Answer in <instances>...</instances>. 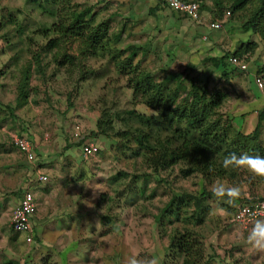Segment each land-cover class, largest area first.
<instances>
[{"label": "rangeland", "instance_id": "obj_1", "mask_svg": "<svg viewBox=\"0 0 264 264\" xmlns=\"http://www.w3.org/2000/svg\"><path fill=\"white\" fill-rule=\"evenodd\" d=\"M197 1L201 25L184 19L180 14H173L159 0H52L53 4L44 5V10L37 6L38 2L30 0H0V64L6 60L7 56L2 51L7 47L18 50V55L28 59L30 55L26 52L30 50L40 53L45 74L41 79L38 72L32 73L29 84L35 90L30 91L27 99L18 106L15 103L14 83L11 81L13 76L9 73L6 78H0V103L3 105L0 106V264L9 259L16 264H82L77 260L78 253L82 251L67 252L63 249L70 237L76 241V236H81L74 233L75 227H72L73 232L64 234L61 240L60 233L52 234L50 231L46 235L43 232L33 236L31 243H26L22 235L14 234L8 228L10 208L17 202V194H21L26 186L31 187L33 181L30 170L21 164L22 158L12 142H9L10 135L24 133L33 145L43 142L44 149L48 150L44 151L48 154L42 157L34 149L37 161L52 168L48 173V181L42 185L43 193L52 190L54 200L65 195V192H70L69 195L83 194L87 202L84 207L85 220L90 218V222L92 221L90 211H96L102 220L111 218L114 233L96 240L101 248L106 247V250L102 248L101 251H96L101 253L100 257L112 252L117 254L120 264H127L133 257L140 264L157 261L158 253L155 248H142L146 241L150 244L151 239L147 231L148 225L144 223L157 214V207H161L167 200L169 189L163 182L165 178L161 180L160 175L146 169L133 141L116 146L115 141L105 135H91L96 131L97 118L104 121L107 116L109 121L104 124L106 131L110 128L113 131L126 130L124 122L136 125L128 115L122 116V112L132 107L133 101L130 91L124 87L126 78L115 72L107 55L97 54L88 59L81 57L80 66L91 72L87 80L78 82L81 74L77 56L78 48L82 46L79 36L66 35L55 49L41 52L39 47L44 40L39 29H46L50 24L60 21L65 22V14L70 16L71 11L77 12L84 7L92 8V25L100 21L107 22L109 35L118 31L124 23V32L119 41L110 42L108 51L111 50L110 47H138L133 63L137 62L140 69L150 72L155 81H160L166 71H182L185 75L184 93L194 78H197L200 93L203 81L209 74L206 92L210 94L212 89H218L217 91L224 93L218 105L211 108L212 117H219L220 120L226 118L234 128L230 102L233 95L237 97L246 86L252 85V79L246 76L247 72L255 68L264 74V38L259 32L244 28L247 11L235 16L229 13L227 0ZM216 2L219 3L218 9ZM214 18L223 20L222 28L202 39V27L209 20H215ZM68 22H65L66 25ZM47 32L51 34L50 31ZM242 43L249 46L247 52L239 55L246 64L247 71L230 72L227 85L215 70V60L225 52L242 46ZM9 52L13 51L9 49ZM62 54L71 55L73 64L55 71L58 67L56 61ZM186 62L194 67L190 72L184 67ZM262 82L264 83L263 79ZM184 93L181 92V95ZM103 101L105 105L102 104ZM134 108L145 111L146 114L150 112L138 102H135ZM73 123L80 127L79 137L89 139L87 142H93L98 147L99 150L93 157L82 158L79 144L75 145L77 141H67V134ZM67 143L69 146L66 147ZM19 164L21 166L16 167ZM176 168L177 166L173 167V170ZM176 184L182 190L197 193L201 190L202 182L197 175H192L190 179ZM211 185L212 183L207 184L205 188L209 189ZM35 194L37 198L39 192L35 191ZM90 195L99 196L94 203L95 208ZM65 200L61 205L68 204L70 210L74 209L76 202L73 197L69 200L65 195ZM55 202L59 204V201H54L49 207L58 206ZM207 202L209 207L219 204L214 197ZM226 210L229 212L215 208L212 213L199 218L201 220L195 223H187L182 218L172 222L171 217H163L161 219L165 224L162 230L169 235L173 228H192L204 246L208 243L212 246L208 264H264V253L247 249L243 243L247 230L242 231L233 222L229 223L227 217L232 209ZM218 213L228 216L220 218L222 221L216 220L214 215ZM125 221L128 222L126 227ZM85 239L86 248L82 254L90 259L98 257V254L92 255L93 251L89 249L92 236L88 234ZM40 240L55 248H40ZM206 252L208 256V247Z\"/></svg>", "mask_w": 264, "mask_h": 264}, {"label": "trees", "instance_id": "obj_2", "mask_svg": "<svg viewBox=\"0 0 264 264\" xmlns=\"http://www.w3.org/2000/svg\"><path fill=\"white\" fill-rule=\"evenodd\" d=\"M30 1L38 2L37 6L41 9L44 5L53 4L52 0ZM159 3L163 5L160 0ZM227 3V8H229L231 15L239 16L247 11L245 14L246 20L243 24L244 28H248L255 33L259 32L264 38V0H227ZM218 5L219 3L216 2L217 9ZM91 10V7H84L77 12L71 11L70 16L65 14L63 17L65 22H68L69 19L67 25L65 22L60 21L59 23L50 24V27L46 29H39L41 31L40 36L44 40L39 47V51L48 52L55 49L66 35H78L82 44L78 48L77 61L79 66L82 65L80 63L81 57L88 59L97 54L107 55L115 72L126 78L124 87L130 91L133 101L131 103L132 107L122 112V116L128 115V118L136 125L131 126L124 122L126 130L113 131L110 128L106 131L104 124L109 121L106 116L104 121H102V118H97L96 131L92 132L91 135H105L106 138L113 139L116 146L133 141L137 147V152H139L145 163L146 169L160 175L161 180L165 178L163 182L167 184V189H169L168 197L161 207H157L158 213L153 216L161 230L165 224L161 219L163 217H171L170 220L173 219L172 222L182 218L187 223H195L201 220L199 218H203L215 208H221L226 213L228 211L226 210L227 208L232 209L230 215H227L228 217L224 213L222 216L214 215V218L220 220V218L226 216L228 222H233V214L239 204L251 203L256 200L245 199L240 201L238 199L234 204L229 205H224L219 201V204L209 207L207 201L213 196L210 188H205V185L213 184L215 181H222L223 179L226 182L233 183V185H237L240 181H245L247 184L257 181V179H252L245 172L224 169L222 160L231 153L264 156V147L257 141L260 121L264 118V107L258 114L257 125L251 133L242 134L238 132L226 118L220 120L219 117H212L211 108L218 105L219 101L224 97V93L217 91L218 89H212L210 94L206 92L207 80L210 79L209 74L203 81V90L200 93H198L197 78L190 81V87L184 93L186 88L183 83L185 75L182 71H166L160 81H155L150 72L140 69L136 64L137 62L133 63L139 51L138 47L132 45L122 49L110 47L111 50L108 51L107 47L110 46V42L119 41L122 32H124L125 24L123 23L118 31L109 35L106 21H100L95 25L91 24L93 20ZM170 11L173 14H180L179 12ZM180 15L184 19L193 22L186 15L182 13ZM219 16L217 15V17ZM46 31H50L51 34L46 33ZM247 43L245 45L242 43V46L233 51L225 52L215 60V70L219 72V77L227 85H229L230 72L237 70L238 72L247 71V69L240 70L238 66L230 64L228 60L230 57H235L243 62L239 55L247 52L246 50L249 47ZM9 49L13 52L10 53ZM27 51L25 52L30 55V59L21 57L18 55V50L10 47L2 51L7 57L0 64V78H6L9 73L13 76L11 81L14 83L13 89L16 93L15 103L17 106L23 104L29 93H31L30 91L35 90L29 84L32 73L38 72L42 76L41 79L45 76L43 73L44 68L41 66L43 62L40 53ZM55 55L57 56V53ZM72 59L71 55H60V59L56 61L58 67L55 71L72 65ZM184 67L189 72L194 68L189 62H186ZM79 69L81 76L78 82L87 80L91 71L83 69L82 66ZM255 76L262 81L261 70H257ZM181 92L184 94L181 95ZM135 102L140 103L143 108L149 109L150 112L146 114L145 111L135 109ZM102 104L105 105L106 103L103 101ZM0 106L3 105L0 103ZM71 135L70 129L67 134V141H77L75 145L79 144L80 146L82 142L89 140L82 139V136L74 139ZM18 136L25 137L30 141L25 133L18 134ZM9 142H11V138H9ZM67 145L69 146L68 143L66 147ZM98 150L97 147V152ZM175 166L177 168L176 170L174 169V172L173 167ZM192 175H197L202 182L201 190L197 193L195 191L182 190L176 184L179 181L190 179ZM23 191H25L24 188L21 194ZM21 194L20 192L17 194L18 199ZM172 222L168 221V223ZM8 228L12 233L18 235L9 226ZM33 236L32 228V241ZM167 239L168 244L162 264H208L207 260L212 246L210 243L204 246V243L197 237V233L192 228H173L170 234L167 235ZM1 264H16V262L9 259Z\"/></svg>", "mask_w": 264, "mask_h": 264}, {"label": "crops", "instance_id": "obj_3", "mask_svg": "<svg viewBox=\"0 0 264 264\" xmlns=\"http://www.w3.org/2000/svg\"><path fill=\"white\" fill-rule=\"evenodd\" d=\"M210 21H214V20H209L208 22ZM220 29H210L205 24L204 27H202V30L200 31V34H203L201 38L205 39L206 35L210 33L212 34V32L214 33ZM256 71L257 70H255L254 68L251 72L246 73V76L252 79L251 84L253 86L252 85L246 86V88H244V91L242 93H238L237 97L233 95V99L230 102V106L232 110L231 115L233 119L232 120L233 126L238 132L242 134H248L253 131V129L256 127L258 122V114L262 111V108L264 107V83L262 82L263 86L260 89L257 88L253 82V76L255 75ZM262 76L264 77L263 73ZM262 79L264 81V78ZM257 141L261 146L264 147V118L260 121ZM43 145H44L43 142H41L40 144L38 143V145H36L35 143V145H33V150L34 149L35 151L37 150L39 153L42 154V157H45V155H47L48 153H44V151L46 152L48 150L44 149ZM17 153L23 160L22 161L23 163L21 164L28 167V169L30 170L29 172L32 175V179H33L31 187L26 186L25 188V190L31 191V193L33 194V198L35 199L36 202V210L31 219L33 235L34 236L39 235L42 234L43 232L46 235L49 234V232L51 231L52 234L60 233L61 235L60 240H61L64 234L73 232L74 230H72V227H75L76 231L74 233H79L81 236L80 237L76 236V241H74V239L72 240V237H70L69 243L65 245V248L63 249L67 252L82 251V253H84L86 248L85 236L90 234L92 236V240H91L92 244L91 247H89V249L93 251L92 255L98 254V257H93L92 259H90V257L86 258L84 254L78 253L77 255L78 262L82 264L83 263L84 264H90V263L120 264L118 262L116 253L111 252L108 255L104 254L103 256L100 257L99 255L101 253L96 252V251H101L102 248L106 250V247L101 248L98 241H96L98 240L97 238L106 237L114 233V230L111 229V222H110L111 218L109 217L108 220H102L101 216L100 215L98 216L96 214L97 213L96 211H90L91 215H93L91 218L92 221L90 222V218L85 220L86 211L84 210V207H86L87 202L86 200H84L85 196L83 194L78 193L76 195H69L68 193L70 192H65L67 199L72 200L73 197L74 202H76V204L73 205L74 209L70 210L68 208V204L61 205L63 201H66L65 195H62L60 198L54 200L55 195L51 192L52 190L43 193L42 191L44 190V188L42 185H44L48 181V173L51 172L50 170H52L51 166L48 164H44L41 161H37L36 154H35V159L32 162L28 163V161L25 160L24 157L18 151ZM50 156L48 158H50ZM18 166L21 165L19 164L16 167ZM38 174H45L46 181L44 182L39 181L37 179ZM222 181L225 180L223 179ZM227 183L233 185V183L231 182L227 181ZM237 185L241 186L242 188V195L239 198L240 201L241 200L244 201L245 199L258 200L259 198L264 197V181H260L257 179V181L256 182L253 181L252 184H247L245 181H240ZM35 191L39 192L37 198L35 196L36 195ZM90 196H88V198ZM97 197L99 198L98 195L92 196L94 201L92 202L94 208L96 207V204L94 203L98 201ZM17 200L18 199H16L15 201ZM54 201H59V204L55 202V204L58 206H54L50 208L49 205L52 206ZM42 207L44 209H42ZM218 215L222 216V213L221 214L218 213ZM153 216L154 215L150 217L151 219L148 222L144 223L146 226L148 225L147 231L149 235H151L150 244L146 241L147 243L145 242L142 248L144 250L149 249V247L150 249L155 248L158 253L156 264H162L166 252V247L168 244V239L166 232L164 233L158 227V224L157 222H155ZM124 224L126 227L128 222L125 221ZM43 244L45 245V247ZM38 246L42 249H50V250L55 248L54 245H47L46 243L41 242V240ZM109 250L112 249L110 248ZM151 256L153 257V255ZM127 264H130V260H128Z\"/></svg>", "mask_w": 264, "mask_h": 264}, {"label": "built area", "instance_id": "obj_4", "mask_svg": "<svg viewBox=\"0 0 264 264\" xmlns=\"http://www.w3.org/2000/svg\"><path fill=\"white\" fill-rule=\"evenodd\" d=\"M166 8L169 10L182 13L186 15L196 24H201V16L199 14V3L195 0H160ZM228 13V12H226ZM222 20H214L206 23L210 29H220ZM230 64L238 66L240 70H245L246 64L241 62L235 57H230ZM253 82L257 88L262 87V81L259 77L253 76ZM80 127L77 123H73L71 128V136L78 137ZM11 142L15 145L17 151L28 162H32L35 159L33 151V145L25 137H20L16 134L10 135ZM80 155L84 159L93 157L97 152V146L93 142H82L79 146ZM37 179L39 181H46L45 174H38ZM36 210V202L33 198V194L29 190L22 192L20 198L16 204L11 208L8 226L12 231L22 235L26 243L32 242V216ZM248 221L244 223V219ZM264 218V198L258 199L251 203L239 204L233 214V223L240 230H247L251 226V222L256 219Z\"/></svg>", "mask_w": 264, "mask_h": 264}, {"label": "clouds", "instance_id": "obj_5", "mask_svg": "<svg viewBox=\"0 0 264 264\" xmlns=\"http://www.w3.org/2000/svg\"><path fill=\"white\" fill-rule=\"evenodd\" d=\"M222 167L242 171L252 179L264 181V156L231 153L223 158ZM210 192L217 201L223 200L228 204H234L241 197L242 188L239 185H230L225 181L217 180L211 185ZM244 223L247 224L248 221L244 219ZM243 243L251 252L264 253V218L251 222L246 235L243 236ZM130 264H140V262L133 257L130 259ZM149 264H156V261H149Z\"/></svg>", "mask_w": 264, "mask_h": 264}]
</instances>
